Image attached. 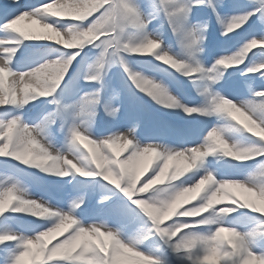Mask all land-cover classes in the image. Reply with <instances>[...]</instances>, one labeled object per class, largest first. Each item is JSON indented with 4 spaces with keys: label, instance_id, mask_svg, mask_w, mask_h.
Segmentation results:
<instances>
[{
    "label": "snow or ice",
    "instance_id": "snow-or-ice-1",
    "mask_svg": "<svg viewBox=\"0 0 264 264\" xmlns=\"http://www.w3.org/2000/svg\"><path fill=\"white\" fill-rule=\"evenodd\" d=\"M0 34V157L72 193L0 184V264H264V0H4ZM142 93L184 125L142 137Z\"/></svg>",
    "mask_w": 264,
    "mask_h": 264
},
{
    "label": "rangeland",
    "instance_id": "rangeland-1",
    "mask_svg": "<svg viewBox=\"0 0 264 264\" xmlns=\"http://www.w3.org/2000/svg\"><path fill=\"white\" fill-rule=\"evenodd\" d=\"M31 2H35V0H31ZM20 26L24 27L26 30L44 31L43 29L39 28V25H37V24H35V23L31 22V21H22V22H20ZM0 35H2V34H0ZM213 36H214V38H216L215 43L217 44L218 43V26L215 23H214V26L211 24V27L209 28V33H208V35L206 37V40H205V43L208 45V49H213V45H211V43H212L211 41H212V37ZM175 47H176L177 50H179V43L178 42L175 43ZM253 51H256V49H253ZM250 54L251 53H249V55ZM242 66L243 65H240V67H242ZM193 91H194V89H193ZM81 95H83V93ZM195 99L196 100H200V97L197 96V98L195 97ZM114 103H115V107H117V108L120 107V103L119 102H114ZM159 107L162 108L161 110H163L162 106H159ZM100 113L98 114V116L102 117V111ZM119 115H120L119 123H121L123 125L125 123L124 114L120 113ZM234 115L237 117L238 121H242L243 123H249L248 120L246 119V117L244 115H242L241 113L237 112V113H234ZM147 117H149V116H143L141 118L140 124L137 127V131L139 132V134L142 137L146 136V135L153 134V132H154V130L156 128L155 120H153L151 126H146L145 125V124H147L146 123ZM174 119L176 120L175 124H184L183 120H180L178 118H174ZM233 122H235V121H233ZM215 124H216V121L213 118V125L212 126H215ZM210 130H211V128L208 129V131H210ZM254 131H256L257 133L260 132V130L258 128H254ZM262 134H264V133H262ZM203 135L206 136L207 135V131H205ZM158 142H167L170 145L174 146V143H173L174 142V137L170 135L169 139L167 141L161 140V141H158ZM199 142L203 143V137H201ZM84 143H87V141H85ZM188 146L192 147V146H198V145H188ZM89 147H93V146L89 145ZM109 151H115L117 153H120L121 158H123V156H125L127 154L126 152H122L121 151L120 145L114 146L113 149H111ZM148 159H153L154 160L155 157L152 154H149L148 156L145 157V159L143 161H140L137 166L142 168L144 163ZM225 159H231V158L230 157H225ZM184 166H185V162L182 161V160H176V161L170 162V170H171V168H174V167L183 168ZM150 170L151 169H149V171ZM147 174L148 173H145V176H147ZM187 174L188 173H186V175ZM47 175H50V174H47ZM9 178H13V179L19 180L22 184H24V186L27 188V190L29 192V195L32 198H37L38 199L41 196H43L45 199H49L50 197H55L54 195H52V192H50L47 189L45 184L42 183L43 186H41V184H37L30 177H27V176H14L13 175V169H10L9 167L5 168L4 166L0 165V184L7 182L9 180ZM40 179H44V176L40 177ZM141 179L143 180L144 177H141ZM48 181H52V180H48ZM158 185H161V184L153 185V186L150 187V189L154 188V187H157ZM44 189H47V191H45ZM196 191H199V190H196ZM225 191L230 193L232 196H234L241 203L256 202L258 206L260 205V201L257 199V197L255 196L254 193H249V192L245 191L244 189H241V188H238V187H230L229 189H226ZM60 193H63L62 195L65 198H67V197L72 195L71 189H65L63 192H60ZM195 194H196V192L187 193V194H185L184 197L181 198V201L190 200V204H185L184 207H189L191 204L196 203L195 200H191V197L193 195H195ZM200 194L202 195L203 193L201 192ZM140 195H144V194H140ZM198 198L199 197H197V199ZM218 199H220L223 203H230L231 202V201L227 200L226 198H224L223 194L220 197H218ZM52 202H55V199H53ZM66 202L70 203L71 201H70V199H67ZM216 206L219 207L220 205H216ZM20 215H25V214H20ZM170 222H171L170 220L165 221V223H170ZM224 235L227 236L228 234L224 233ZM57 238H62V237H57ZM52 242L54 243L55 241L53 240ZM25 259L27 260L28 258H25ZM210 264H211V262H210Z\"/></svg>",
    "mask_w": 264,
    "mask_h": 264
},
{
    "label": "bare ground",
    "instance_id": "bare-ground-1",
    "mask_svg": "<svg viewBox=\"0 0 264 264\" xmlns=\"http://www.w3.org/2000/svg\"><path fill=\"white\" fill-rule=\"evenodd\" d=\"M3 38V36L2 35H0V39H2Z\"/></svg>",
    "mask_w": 264,
    "mask_h": 264
},
{
    "label": "clouds",
    "instance_id": "clouds-1",
    "mask_svg": "<svg viewBox=\"0 0 264 264\" xmlns=\"http://www.w3.org/2000/svg\"><path fill=\"white\" fill-rule=\"evenodd\" d=\"M203 39L206 40V36H204Z\"/></svg>",
    "mask_w": 264,
    "mask_h": 264
}]
</instances>
